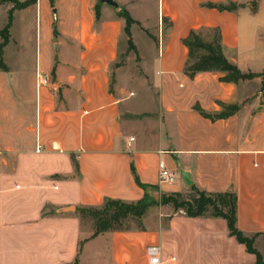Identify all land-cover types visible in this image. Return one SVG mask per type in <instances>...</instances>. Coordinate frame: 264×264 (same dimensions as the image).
Here are the masks:
<instances>
[{
  "label": "crops",
  "instance_id": "0c3cea01",
  "mask_svg": "<svg viewBox=\"0 0 264 264\" xmlns=\"http://www.w3.org/2000/svg\"><path fill=\"white\" fill-rule=\"evenodd\" d=\"M117 1L54 0V24L47 0L40 18L48 29L38 40L36 27L34 63L18 54L15 70L5 56L8 29L0 55V264H149L151 245L159 247L160 264H255L225 219L188 217L159 204L162 194L185 193L191 184L235 193L236 227L256 235L264 263L263 79L222 82L217 71L190 77L182 43L191 30L217 29L230 63L264 73V0ZM31 7L37 21L38 4ZM122 8L134 20L135 54L125 63L137 60L151 78L152 110L138 111L124 96L125 70L116 64ZM137 8L144 17L133 15ZM150 14L157 34L143 53L133 29H148ZM13 21L14 13L10 27ZM162 167L174 183L159 181ZM145 195L158 204L142 228L94 233L93 221L80 214L106 200L131 204Z\"/></svg>",
  "mask_w": 264,
  "mask_h": 264
},
{
  "label": "trees",
  "instance_id": "16d2710c",
  "mask_svg": "<svg viewBox=\"0 0 264 264\" xmlns=\"http://www.w3.org/2000/svg\"><path fill=\"white\" fill-rule=\"evenodd\" d=\"M30 4V3H29ZM27 5V4H26ZM14 1V5L8 11L7 22L0 30V55L2 49L8 41V29L11 25L13 13L16 8H23ZM219 10H231L234 6H215ZM97 14V11H96ZM119 15L124 18V34L128 37L129 47L133 46L131 41L130 25L134 22L125 9H121ZM53 35L57 36L55 25H53ZM188 50V57L184 66V72L192 77L198 72L217 71L224 75L219 77L222 82L238 83L243 80H250L261 77L264 80V73L256 74L252 72H241L234 64L230 63L222 53L220 45V35L217 29L191 30L182 40ZM1 65V59H0ZM158 202L148 195H145L136 203H124L119 200H106L98 208H83L80 214L89 215L94 224V233L128 230L130 227L126 222L134 219L138 223L137 228H142L141 220L147 210ZM160 205H170L173 210H181L188 217H198L209 215L221 217L226 220L228 233L245 246L247 252L256 256L255 264H264L260 253L254 248L256 235L245 236L236 227V197L235 193L227 192H207L200 190L194 185H190L188 191L168 192L161 195Z\"/></svg>",
  "mask_w": 264,
  "mask_h": 264
},
{
  "label": "rangeland",
  "instance_id": "374dc122",
  "mask_svg": "<svg viewBox=\"0 0 264 264\" xmlns=\"http://www.w3.org/2000/svg\"><path fill=\"white\" fill-rule=\"evenodd\" d=\"M14 1L17 2L20 5H26L23 8H16L12 11L14 13V21L13 25L9 28L10 29V40L11 44L6 48L5 56L6 59L11 66L12 70H15L18 68L17 58L16 56L18 54H25L27 56L28 61H32L34 63L35 56L37 54V51L40 49L39 42L36 44V27H38V40L39 38L44 39V34L46 31V28L48 29V23L47 20L45 21L44 18H40L41 12H43V8L45 3H47V0H0V28L2 29L4 25L7 22V16L8 11L11 9L14 5ZM117 1V0H116ZM38 4L37 7V17L38 20H35V8H26L30 5H34L36 3ZM30 3V4H29ZM117 3L120 5L121 3L117 1ZM147 3V2H145ZM48 13L50 17H52V22L56 24V17H57V10L56 6L54 5V0H48ZM151 4V3H150ZM55 9L56 13L54 14L52 12V9ZM124 9V8H122ZM135 12V13H134ZM139 12V13H138ZM146 14L144 11H141V9L137 8V11H133V15L137 16V14H140L141 16H145L143 14ZM153 15V14H152ZM151 14L148 16V19L145 23V26L149 27L148 29L144 30L141 28L140 25H138L137 29H133V39L135 43L138 45L140 51L143 52V50L147 49L148 46L145 48L144 43H148V41H152L153 37L155 39V34H157V26L155 24V17ZM138 18H141L140 16H137ZM134 21V20H133ZM134 23V22H133ZM131 26V25H130ZM166 22L163 21V27H166ZM40 31V35H39ZM1 39V37H0ZM21 39L23 41H21ZM123 41L120 48V54L118 56L116 64L124 66L125 74L124 79L122 80V84L125 85L127 92L124 93V96L129 97V103L132 105L134 104L136 106L135 109L138 111L140 110H152L153 102L151 101V96L154 93V90L152 88V80L151 78L144 77L140 72V69L137 68L138 61H126V54L129 52L134 53L135 48L134 46L128 47L129 49L124 50L123 44H125V34L123 36ZM144 53V52H143ZM135 54V53H134ZM137 57V56H135ZM115 68V67H113ZM123 76V75H122ZM121 76V79H122ZM113 81V80H112ZM261 85H257L258 93L263 92L260 91ZM145 89V90H144ZM150 94H149V93ZM155 96V95H154ZM155 209H151V211L146 212L145 216L142 218L141 223L143 224L146 217H148ZM85 219H91L92 218L89 215H86ZM126 225L128 224L130 227H138V223L134 219H129L126 222H124Z\"/></svg>",
  "mask_w": 264,
  "mask_h": 264
},
{
  "label": "built area",
  "instance_id": "2783aa9c",
  "mask_svg": "<svg viewBox=\"0 0 264 264\" xmlns=\"http://www.w3.org/2000/svg\"><path fill=\"white\" fill-rule=\"evenodd\" d=\"M38 79H39L38 82H40V84L47 83V79L45 77H38ZM130 140H132V138ZM158 177H159V181L162 183L164 182V183L172 184L176 180L175 175L171 171L163 167L160 169ZM159 254H160V250L157 245H151L146 248V255L148 257L149 264H160Z\"/></svg>",
  "mask_w": 264,
  "mask_h": 264
},
{
  "label": "water",
  "instance_id": "95a60500",
  "mask_svg": "<svg viewBox=\"0 0 264 264\" xmlns=\"http://www.w3.org/2000/svg\"><path fill=\"white\" fill-rule=\"evenodd\" d=\"M99 1L101 3H106V4L111 5L113 7H118V4L114 0H99ZM52 12L55 14L54 8L52 9ZM263 89H264V80H261V91H263ZM180 172H181V176H182V179L184 180V182L186 184L190 185L191 181L189 179V173L187 171L182 170V169H180Z\"/></svg>",
  "mask_w": 264,
  "mask_h": 264
}]
</instances>
